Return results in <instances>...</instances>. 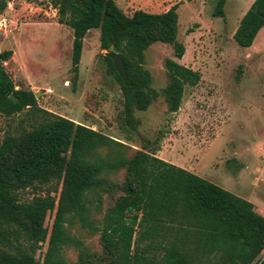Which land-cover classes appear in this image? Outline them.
I'll return each mask as SVG.
<instances>
[{"label":"trees","instance_id":"1","mask_svg":"<svg viewBox=\"0 0 264 264\" xmlns=\"http://www.w3.org/2000/svg\"><path fill=\"white\" fill-rule=\"evenodd\" d=\"M225 2L217 0L213 17H223ZM6 4L0 0V14ZM52 6L56 22L72 31L73 82L89 30H99L101 51L121 55L124 80L102 56L121 91V129L137 131L135 112L146 111L160 96L169 112H177L184 88L199 82L196 71L165 59L166 85L158 92L144 68L145 51L153 44L169 45L175 59L183 57L176 6L130 16L113 0H53ZM262 28L264 0H254L232 38L248 49ZM11 56L0 52V114H23L25 125L0 140V264H264V217L252 203L159 159L153 150L132 149L40 109L35 94L16 88L6 72ZM52 182L60 185L52 191L57 198L47 191L20 200L25 190ZM53 211L48 229L45 220ZM74 225L99 233V252L71 235ZM43 244L42 259H36ZM70 247L78 250L75 262L64 255Z\"/></svg>","mask_w":264,"mask_h":264},{"label":"rangeland","instance_id":"2","mask_svg":"<svg viewBox=\"0 0 264 264\" xmlns=\"http://www.w3.org/2000/svg\"><path fill=\"white\" fill-rule=\"evenodd\" d=\"M52 1L7 0L0 14V52H12L4 68L16 88L31 90L40 109L132 149L153 150L159 159L249 201L264 217V28L248 49L238 47L232 38L254 0H226L223 17L212 16L217 0H113L127 16L137 10L160 14L176 6L177 41L184 46V55L175 59L172 47L160 43L145 51L144 68L153 89L160 92L166 85L165 59L200 75L197 85L184 88L177 112H169L161 96L146 111L135 112L139 121L135 132L119 126L122 95L107 73L98 29L83 38L73 82L72 31L56 22ZM22 120L23 114L10 118L0 114V140L24 126ZM54 189L59 191L60 185L27 189L20 200ZM51 195L57 198L58 192ZM53 218L54 211L46 217L48 229ZM70 233L90 251H100L99 233L92 235L78 225ZM45 249L43 244L35 258L41 260ZM77 253L74 247L64 250L70 262L76 261Z\"/></svg>","mask_w":264,"mask_h":264},{"label":"water","instance_id":"3","mask_svg":"<svg viewBox=\"0 0 264 264\" xmlns=\"http://www.w3.org/2000/svg\"><path fill=\"white\" fill-rule=\"evenodd\" d=\"M105 57L109 58L112 61L113 67L116 73L121 77L122 80L125 79V71L122 62L121 55L119 53H105ZM10 99L13 102H16V99L13 96H10Z\"/></svg>","mask_w":264,"mask_h":264}]
</instances>
